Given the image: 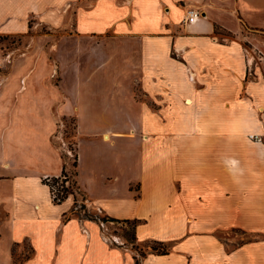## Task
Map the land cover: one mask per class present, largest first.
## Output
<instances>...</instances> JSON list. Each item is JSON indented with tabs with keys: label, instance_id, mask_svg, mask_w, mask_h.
<instances>
[{
	"label": "crops",
	"instance_id": "crops-1",
	"mask_svg": "<svg viewBox=\"0 0 264 264\" xmlns=\"http://www.w3.org/2000/svg\"><path fill=\"white\" fill-rule=\"evenodd\" d=\"M73 1L64 24L58 12ZM190 10L201 16L185 24ZM70 21L65 37L120 47L104 67L60 69L59 84L47 66L0 69V257L6 248L15 264L13 247L28 245L32 255L18 264H135L125 241L107 240L116 224L65 220L73 198L56 204L43 183L61 174L58 132L74 118L75 181L86 211L139 220L137 247L171 248L148 252L142 264H264V141L250 138L264 140V60L256 59L264 0H0V36ZM93 73L115 76L116 86L99 91L125 92L128 110L121 95L108 108L78 99ZM86 121L100 125L84 129ZM241 236L250 238L235 244Z\"/></svg>",
	"mask_w": 264,
	"mask_h": 264
},
{
	"label": "rangeland",
	"instance_id": "rangeland-1",
	"mask_svg": "<svg viewBox=\"0 0 264 264\" xmlns=\"http://www.w3.org/2000/svg\"><path fill=\"white\" fill-rule=\"evenodd\" d=\"M72 5H70V8L68 10V13L65 14V12L60 11L58 12L59 18L63 21L62 23L67 24V19L70 20L71 14L73 11V8L76 7V2H72ZM68 26H64L63 24L59 26L58 28H51L46 25H40L36 29L32 28V23L29 24V32L24 35H1L0 36V56H5L8 58V61L6 62L5 66L3 68L8 67H33V66H47L53 69H56V79L57 83L65 77L62 76L59 72L60 69L62 71L67 67H81L85 66V64H88L87 66L97 68V67H104L105 65H109L113 63V51L115 46H119L118 44H115L112 39H107L104 41V39L100 40L102 37H98L96 40L100 43H95L91 40L85 41V40H78L73 37H65L67 34H71V28L72 24L71 21L68 22ZM52 34V37L50 35ZM247 44V42H246ZM123 46V45H121ZM264 51V48H263ZM69 53H72L70 55ZM260 55L264 56V52H261ZM89 79L91 81L87 84L83 83L80 87V92H78V99L80 95H82V98H84L83 101H87L89 105H92V103L96 102L101 103V105H106V108H108L110 105H113L114 103L111 101L112 96L121 95L122 96V106L124 105L126 109H129V104L125 102V99L123 98L125 92H117L115 91L112 96L108 93L104 95L102 91H99L100 89H104L103 87H107V85L116 86L114 85L115 82V76L107 75L105 77L106 81L103 77L100 76V74L93 73ZM103 80V81H102ZM123 85V84H122ZM135 96L138 98H142L145 102H147V105L150 108L156 109L158 106L155 104V102L150 98L146 96H142V93L135 92ZM118 98V97H117ZM111 102V103H110ZM142 101H140L141 103ZM171 112L176 109H170ZM85 118V117H84ZM90 118V117H89ZM74 118L64 119L59 128L58 134H60V137L62 138L59 140V146L61 148V151L63 153V157L65 159L64 165L66 166L67 174H69L72 189L71 192L74 191L75 185V175L74 172L76 171V168L74 167L75 164V156L76 154V142L75 145L73 142L76 138V122ZM86 119V118H85ZM90 122V121H89ZM88 121L83 122L81 125L84 129H88L89 127L95 128L98 127L99 123H92L89 124ZM131 126L132 128L135 127L134 125H130L127 123L126 128H129ZM170 131L171 133L178 130L177 126L178 124L173 122L170 123ZM261 137V136H258ZM144 139V138H143ZM172 139V137H171ZM173 140V139H172ZM256 141V139H253ZM264 140L262 139V142ZM257 142V141H256ZM259 142V143H262ZM49 183L52 184L50 181ZM63 184V183H62ZM60 184V185H62ZM180 186V185H178ZM133 190L137 192V194L140 195V185L134 184ZM59 188V187H58ZM242 188L235 186V199H242L241 194ZM76 190V189H75ZM252 189H249V192L245 193L247 195V199H252ZM76 195V193H75ZM81 194L77 192V198L81 200ZM68 196V195H67ZM201 198V197H200ZM80 202L79 205L82 203ZM241 205L237 206V209L235 210V222L241 223L240 215H243V212L241 210ZM92 211V210H91ZM90 213H96L95 211H92ZM106 224V223H105ZM108 231L106 232V237L109 242H111L113 245L122 247L123 245L120 244L122 241H125V245L129 247L130 250L133 251L130 243L127 242L125 239V232L131 231V227L128 225H122V224H116L108 227ZM236 233H241V229L235 228L233 229ZM245 232V231H244ZM249 236H241L236 239L235 244H241L248 240ZM156 241H151L148 243V246L145 248H139L140 253L143 252L147 254L150 252L151 254L156 255H162L158 254L160 252H154L152 251L151 247L156 246L157 251H163L166 250L167 254L171 251V248L168 245H156ZM160 243V242H158ZM155 244V245H154ZM124 247V246H123ZM5 248V247H4ZM136 250L135 252L139 253V251ZM164 254V255H167ZM32 255V251L30 250V247L28 245H24L23 248L19 249L16 245L13 247V251H11L10 256L13 259V263L18 264L24 262L29 256ZM0 264H8L6 259V248L3 253V258L0 257Z\"/></svg>",
	"mask_w": 264,
	"mask_h": 264
},
{
	"label": "trees",
	"instance_id": "trees-1",
	"mask_svg": "<svg viewBox=\"0 0 264 264\" xmlns=\"http://www.w3.org/2000/svg\"><path fill=\"white\" fill-rule=\"evenodd\" d=\"M74 120V119H72ZM73 144L75 145V141L73 142ZM74 167L76 168L77 167V156H75V164H74ZM65 176L66 175V166L63 165V169L61 171V174L60 176ZM74 175H76V171L74 172ZM51 183L48 182V180L46 179H43V183L45 185H47L49 187V191L51 193V185H55L56 183L59 182V177H52L51 179ZM63 183V182H62ZM74 185H75V189L78 193L79 190L77 188V185H76V181H74ZM62 192V197L60 199V201H53L54 203L56 204H61L63 203L64 201H66V198H67V194L69 192H71V189H68L67 187H65L64 183L62 184V187H59L58 188V193L60 194ZM77 198V196H76ZM77 200V199H75ZM84 211V213H83ZM73 215H77L78 217H82V218H88L90 220H93V221H96V222H101V223H106V222H110V223H114V224H122V225H129L132 229L131 231H126L125 232V239L127 240L128 243H130L132 249H133V253L135 254L134 255V259H135V264H142V259L146 256L145 253L141 252L140 253V250L137 249V246L135 245V242H136V227H137V224L140 222L139 220H116V219H113V218H110V217H107L105 215H102L98 212L96 213H90V212H87L86 211V208L84 205H79L76 203V201L73 203V205L71 206L70 210L64 214V219L65 220H68L69 218H71V216ZM156 245H163V243H158L156 242L155 243ZM154 244V245H155ZM152 251L154 252H160L158 254H167V251L166 250H163V251H157V247L156 246H152L151 247ZM136 250L139 251V253L135 252Z\"/></svg>",
	"mask_w": 264,
	"mask_h": 264
},
{
	"label": "built area",
	"instance_id": "built-area-1",
	"mask_svg": "<svg viewBox=\"0 0 264 264\" xmlns=\"http://www.w3.org/2000/svg\"><path fill=\"white\" fill-rule=\"evenodd\" d=\"M200 16H201V13L198 10H190L187 13V16H186V18L184 20V23L185 24H194V23H196L198 21ZM257 53H258V56L256 58L257 61L264 60V56L260 55L261 51L257 50ZM7 61H8L7 57L0 56V69H2L5 66ZM249 73L252 74V71L250 70ZM250 138L251 139L255 138L257 142H262V137L251 135ZM58 177H59V182L56 183L55 185H51V189L52 190H51L50 194H51L52 201H60V199L62 197L61 196L62 192L60 194L58 193V187H62V185H60V184H62V182L64 183L65 187H67L68 189H72L70 177H69V174H67V171H66V175L65 176L64 175L63 176L59 175ZM50 179L51 178H46V180H48V182L51 181ZM75 193H76V195H75ZM67 195L68 196H67L66 200L72 197L73 198V203L76 201L77 204H80L81 201H80L79 198H76L77 191L75 189H74V191L69 192ZM75 199H77V200H75Z\"/></svg>",
	"mask_w": 264,
	"mask_h": 264
}]
</instances>
